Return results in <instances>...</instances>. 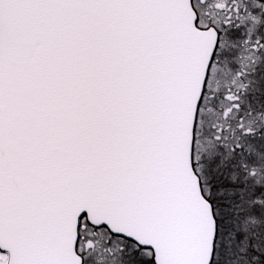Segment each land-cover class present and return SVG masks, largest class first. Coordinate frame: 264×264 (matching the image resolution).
Here are the masks:
<instances>
[{"label": "snow or ice", "instance_id": "6c2138e0", "mask_svg": "<svg viewBox=\"0 0 264 264\" xmlns=\"http://www.w3.org/2000/svg\"><path fill=\"white\" fill-rule=\"evenodd\" d=\"M0 264H264V0H0Z\"/></svg>", "mask_w": 264, "mask_h": 264}]
</instances>
